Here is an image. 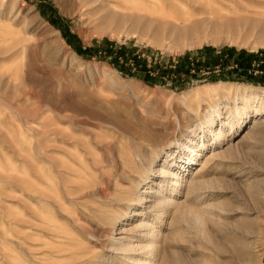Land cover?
Masks as SVG:
<instances>
[{
	"label": "rangeland",
	"instance_id": "obj_1",
	"mask_svg": "<svg viewBox=\"0 0 264 264\" xmlns=\"http://www.w3.org/2000/svg\"><path fill=\"white\" fill-rule=\"evenodd\" d=\"M86 2L0 0V264H264V0Z\"/></svg>",
	"mask_w": 264,
	"mask_h": 264
},
{
	"label": "bare ground",
	"instance_id": "obj_2",
	"mask_svg": "<svg viewBox=\"0 0 264 264\" xmlns=\"http://www.w3.org/2000/svg\"><path fill=\"white\" fill-rule=\"evenodd\" d=\"M109 4H110V0H87L86 2V5L89 6V9L92 11V10H96L98 13L100 12H107L108 11V8H109ZM110 10V9H109ZM105 14H108V16L106 15L105 18H107L108 21L110 22H114V23H117V24H121V23H126V22H133L134 19H135V16H133V14H124V15H118V14H114V13H105ZM99 15V14H97ZM139 18V17H138ZM137 19V18H136ZM106 20V21H107ZM116 25V24H115ZM145 26V24H144ZM221 131V130H220ZM206 145V144H205ZM204 144L202 145L201 148H204L206 147ZM194 149V148H193ZM193 149H189L187 146H185L183 152H184V155L186 156V152L185 151H190L191 153H193L194 155V161L197 160L198 156H199V153H197L196 150H193ZM167 162V160H166ZM174 167V166H173ZM167 171V170H166ZM163 174L167 175V178H169L171 181L172 180H176L178 175L173 171V170H169L167 172H162ZM134 177H132L133 179ZM120 180V179H119ZM134 190V189H132ZM110 191V190H109ZM133 192V191H132ZM118 194V193H117ZM132 194L128 191H122L121 192V196H119V198H116L115 201H113L114 203L116 202H130L132 201ZM112 199V198H111ZM114 200V199H113ZM146 200L145 198H141L140 201H144ZM163 205L164 204H167V199L166 198H163ZM113 204V203H112ZM162 215V213H159V217ZM147 226V225H146ZM143 227V226H142ZM147 235V234H146ZM130 247V246H129ZM147 250V249H146Z\"/></svg>",
	"mask_w": 264,
	"mask_h": 264
}]
</instances>
